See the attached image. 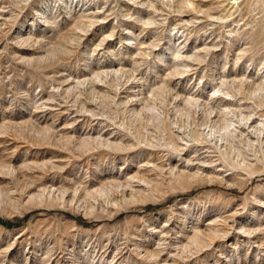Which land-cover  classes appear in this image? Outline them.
<instances>
[{"label":"rangeland","instance_id":"obj_1","mask_svg":"<svg viewBox=\"0 0 264 264\" xmlns=\"http://www.w3.org/2000/svg\"><path fill=\"white\" fill-rule=\"evenodd\" d=\"M0 264H264V0H0Z\"/></svg>","mask_w":264,"mask_h":264}]
</instances>
